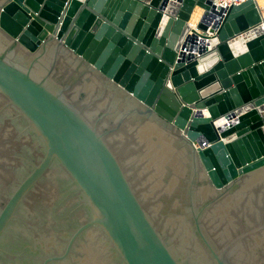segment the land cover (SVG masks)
<instances>
[{
	"label": "water",
	"instance_id": "water-1",
	"mask_svg": "<svg viewBox=\"0 0 264 264\" xmlns=\"http://www.w3.org/2000/svg\"><path fill=\"white\" fill-rule=\"evenodd\" d=\"M209 3L0 0V264H264V19Z\"/></svg>",
	"mask_w": 264,
	"mask_h": 264
},
{
	"label": "bare ground",
	"instance_id": "bare-ground-1",
	"mask_svg": "<svg viewBox=\"0 0 264 264\" xmlns=\"http://www.w3.org/2000/svg\"><path fill=\"white\" fill-rule=\"evenodd\" d=\"M257 4L259 6V9L262 13V17L264 19V0H257ZM210 14H206V13H201V11L199 9H195L194 12H193V15L191 17V20H190V24L191 26H194L198 20V18H201L204 20L205 23H207L208 25H212L214 22H213V19L209 16ZM209 43L207 42L205 44V46H207ZM195 46L193 49H188L186 51V53L190 56H195V55H198L199 53V47L198 45H193ZM204 47V46H203Z\"/></svg>",
	"mask_w": 264,
	"mask_h": 264
},
{
	"label": "built area",
	"instance_id": "built-area-1",
	"mask_svg": "<svg viewBox=\"0 0 264 264\" xmlns=\"http://www.w3.org/2000/svg\"><path fill=\"white\" fill-rule=\"evenodd\" d=\"M247 1H249V0H210L209 6L213 9H215L216 11L218 9L226 11L231 6H238V5L245 3ZM251 1L257 2V0H251ZM260 27L262 29H264L263 25H260Z\"/></svg>",
	"mask_w": 264,
	"mask_h": 264
},
{
	"label": "crops",
	"instance_id": "crops-1",
	"mask_svg": "<svg viewBox=\"0 0 264 264\" xmlns=\"http://www.w3.org/2000/svg\"><path fill=\"white\" fill-rule=\"evenodd\" d=\"M198 20H199V18H198ZM198 20H197V21H198Z\"/></svg>",
	"mask_w": 264,
	"mask_h": 264
}]
</instances>
